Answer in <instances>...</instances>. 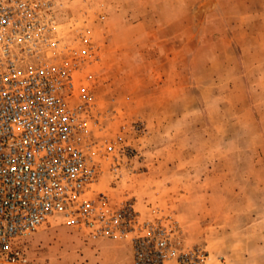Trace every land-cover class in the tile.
I'll use <instances>...</instances> for the list:
<instances>
[{
  "label": "rangeland",
  "instance_id": "374dc122",
  "mask_svg": "<svg viewBox=\"0 0 264 264\" xmlns=\"http://www.w3.org/2000/svg\"><path fill=\"white\" fill-rule=\"evenodd\" d=\"M55 17L98 162L85 196L176 220L208 264H264V0H56ZM129 238L55 217L21 247L30 264H131Z\"/></svg>",
  "mask_w": 264,
  "mask_h": 264
},
{
  "label": "built area",
  "instance_id": "2783aa9c",
  "mask_svg": "<svg viewBox=\"0 0 264 264\" xmlns=\"http://www.w3.org/2000/svg\"><path fill=\"white\" fill-rule=\"evenodd\" d=\"M55 5L0 0V264H30L22 239L55 217L94 235L130 234L131 264H208L205 249L182 244L176 220L85 196L98 162L83 104L66 100L70 68L52 52Z\"/></svg>",
  "mask_w": 264,
  "mask_h": 264
}]
</instances>
